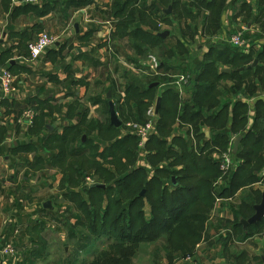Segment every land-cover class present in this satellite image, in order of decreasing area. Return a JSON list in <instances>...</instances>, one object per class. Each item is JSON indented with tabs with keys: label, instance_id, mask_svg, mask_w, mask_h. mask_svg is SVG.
I'll list each match as a JSON object with an SVG mask.
<instances>
[{
	"label": "rangeland",
	"instance_id": "rangeland-1",
	"mask_svg": "<svg viewBox=\"0 0 264 264\" xmlns=\"http://www.w3.org/2000/svg\"><path fill=\"white\" fill-rule=\"evenodd\" d=\"M156 1L157 0H148L147 5L150 6ZM204 1L205 0H182L179 6L174 7L175 11L182 15L181 22H178L177 18H174L169 23H161L159 29L161 31L163 30L170 32L167 39V45L169 46L175 45L177 39L181 37L183 39V43L182 41L181 43L189 48L191 52L189 57H193V59L199 57V59L203 60L204 62L216 63L215 59L217 53H220L221 50L225 51L226 54L224 55L223 59L216 63V71L224 73L223 70H229L228 73L231 72L234 74L236 68L246 66L248 62L238 58L235 59L232 64L227 63V61L233 59V55L236 50L234 48H230L227 45H219L220 43L222 44V42H224L222 40L223 29L219 30L218 32L215 31V27H208L202 23L205 16H209L208 21L216 18V16L212 15V10H206L209 1ZM226 1L227 3L231 4V7L227 10V12L231 11L234 18H232V14L227 12H225L227 13L225 16L228 20H234L233 24L237 27L232 30L231 27L225 28L227 31L225 35L230 37L231 35L239 32L241 28V30L245 29L249 39L260 43V46L257 47L253 53V58L256 59L259 56V53H264V29L258 25L253 26L255 31L253 29L248 30V28H246V24H248L250 21L248 20L247 15L250 13L253 15L257 14L258 7L256 5V0ZM244 3H249L246 5V7L249 9L247 12L242 11V5ZM164 4V6H166V3ZM5 6L6 8L9 7L8 4H5ZM171 8L173 12V7L171 6ZM57 10V14H55L56 12L54 13L52 18L49 20L46 29H44L42 32L49 33L56 40L67 43L68 48L71 50L70 44H73V42L70 39L66 40L67 32H65V29L67 22L63 16L64 14L60 12L59 9ZM100 10L101 9H98V14L96 15L97 21L106 19L109 20L111 18V14H113V6L109 15L106 14L107 11ZM133 10L140 11L142 14L144 13L143 10H139L134 7H130L128 11L131 12ZM78 14L80 15V13ZM143 15L150 20L148 13ZM192 19L193 21L190 22ZM158 21L161 22V19H158ZM114 22L115 23L113 25L116 30L118 20L114 19ZM188 23L192 26L191 28H186V24ZM96 24L98 25V23ZM137 25L138 24H132L130 28L131 31L134 30ZM70 31L71 33L74 32L73 27L70 28ZM186 34L187 37H185ZM111 35L114 37L115 46H110L111 50L108 56L109 59L105 63L106 66H101L99 63H93L94 66H96L95 69L85 70L82 65L79 66L78 63H76V65H73L74 69L70 68L71 73L69 72V79L70 84L74 83L75 81H80L79 83H75L76 86H74V89L71 90L73 92L71 95L76 98L78 94L79 96L77 98H80V100L77 102V105L75 106V113L78 111H87L89 120L92 118L95 119V121L101 120L103 125L110 124L108 104L109 100L107 98V94L110 92V100L115 104L118 117L122 122V130L118 136L122 137L131 132L130 128H128V124H132L134 122V120L128 117V114L131 111L128 106L129 104H132V109H135L138 102L137 100H131L130 98L127 100L125 87L130 83L137 82V80L145 84L149 80L154 79L152 73L158 75L155 62L159 63L158 61L160 60V53L158 52L157 48L152 47L150 44L146 45L150 48L147 54L140 53L137 50L138 46L144 45L139 40L134 39L135 41H138L136 44V42L132 41L133 37H123L121 33H119V36H115L113 33ZM258 35H260V37H258ZM9 39H12L11 35L9 36ZM73 47H75L74 44ZM231 49L233 50L231 51ZM206 52L212 53V56L206 57ZM6 61H8V58H6ZM188 63H190V72H177L171 76L173 80L172 82H175L178 76L181 75H185L186 77L188 76L190 81L198 76L200 69L196 70L194 68L195 64H192L189 60ZM249 65H252V63ZM0 67L6 68L5 65H1ZM75 70L77 71L74 72ZM55 82V85H60L57 80H55ZM172 82L168 86H162V88L171 87ZM211 82L215 84L214 77H211ZM217 82L218 83L215 84L216 92H214L212 96L216 97V101L219 103L216 110H219L228 101H230L232 105L234 103L232 101H240L241 103L244 102L253 105L254 113H257L259 111V107L256 103H261L264 100V61L262 60L259 69L255 72L251 71L242 76L236 74L228 78L223 77ZM158 88L159 86L157 89ZM154 94H150L147 99L152 101ZM156 94L158 95V91ZM177 98L180 103L179 105L182 108L184 105H189L192 103H185L182 102L178 96ZM156 101L157 98L153 102V106L156 105ZM0 106L2 109L0 118H3L4 115L7 114V111H5L3 103H1ZM52 109H54V112L58 113V107ZM242 111L243 110H241L240 113H243ZM180 112L182 113V110H180ZM260 113H264V109H262ZM205 115L208 114L206 113ZM205 115L203 117H205ZM57 116L58 115H51V113L47 112L46 120L39 121V119H41L39 117L37 123L38 125L40 123V126H42V124H45L48 121V123L54 127H56L58 124L59 126L64 125L66 123L64 117ZM251 116L253 115L251 114L249 117L252 118ZM187 118H189V116H187ZM225 121H227V117L224 118V121L221 120L215 124V126L210 127L209 125H204L201 123L197 125L188 120L187 122L183 123L180 119H177L175 122L173 118L171 119V122L169 121L171 128L173 129V133L170 134V136L167 133L160 134L162 139L168 141V145L163 146L161 148L162 150L169 149L170 145H174L176 146L175 148H178L186 142L191 146V150L193 149V153L190 150L193 156H201L203 158V163L211 160V162H219L220 165L219 170L217 168L213 172L209 170L206 176L200 175L194 181L192 177L193 173L191 171H189L187 174H182L184 177H187V180L181 182L182 185L193 188V184H197L199 181L198 184L202 185L203 197H207L209 192L215 197V199L212 198L206 199L204 201L201 200L200 202H197L194 207H192L194 212L204 213L207 217L209 216L204 236L197 244L195 251H192L191 254L187 255L186 248L193 247L195 242L191 235H188V238L186 235L180 234L179 237L175 239V241H177L176 245H181V247H178L181 248L179 249L181 252H176L179 254H176L171 263L167 259L169 257L167 255V249L165 248L166 246L162 244L163 241L157 242V240H155L153 244L142 243L137 245L136 247L139 249L137 254L131 259H128L129 257H127L119 264H259V260L261 258L259 256L255 258L253 254H251V256L249 251L255 253L253 250H251L253 249L252 246L256 241L255 238L260 237L262 240L264 239V224L259 228V234L256 235L257 237L253 236L252 238L254 240L250 241L248 246L242 248L243 246H241V244L246 242L241 240L243 239L242 226L238 225V228L234 227L235 223L237 224V219H240L241 217H228L226 208L229 207V204H226L227 201H223V199H228L230 195H227L226 198L219 197L222 188L226 185V177H230L231 172L236 166L233 154V148L236 146L235 138L236 136H240L241 138L242 136H245L248 131H251L252 126L246 127V125L237 123L240 125L237 128V131H235V136L229 135L230 137L228 136L226 139L212 140L211 129L214 133H222L226 132L227 129H231L232 125H229L226 129L222 128ZM199 126L201 127L200 130ZM195 127H197V129ZM36 128L41 130L40 127ZM206 129L210 131L209 133L211 137H207L206 132H204ZM41 135V138L37 142V146L35 144V150H37V152H34L33 156H21L27 157L23 158V161L26 159L30 160L31 158V165L27 169V172L26 170L24 172L23 169L17 170L15 163L6 162L3 158L4 156H0V237L1 235H6L5 231L7 228L9 230L14 226L19 225H24V227H26L28 223V220L26 219V217H28L27 214L32 215L36 213L35 216L37 219H43L41 223V229L35 230L33 233V238L36 239V243H34V245L29 244L27 246L25 241H19L20 244H22V250L26 247H29V250L26 248L27 252H25V255L27 258L24 257L25 260L23 264H90L93 261L94 254L97 249L102 248V243L108 240L112 241L113 236L109 234V236L103 237V239L100 241L92 243L90 239L92 238L93 234L91 231L83 228L82 225L83 223H86L88 226H91L92 222L89 217L93 213H99L100 219L97 220V224L98 228L101 229L102 215L105 210H112L113 212L112 217H110L109 220L125 212V203L118 207L115 204L116 199H118V197H123V195H119V190L115 188L114 193L108 194L103 198L99 196H89L85 187L99 184V178L95 176L94 169L85 172L81 185L78 187L77 183H68L66 181L67 176H74L76 182H78L79 175L76 172L70 170L67 164L73 158L76 160L83 159L70 155L64 159L61 157L55 158V153L53 151H49L47 149L48 146L46 144L43 145L42 142L43 139L48 136V134L43 132ZM181 138L184 140H179ZM208 139L212 141L209 142V146H206L205 144L207 143ZM107 143L108 142L104 141L102 142L101 146L104 148ZM151 147H153V144L147 149L151 150ZM249 147L250 146L247 144V146H245L242 150H249ZM103 148H100L98 151L101 152ZM127 148L134 150V144L127 146ZM202 148H205V150L200 152ZM153 150H155L154 147ZM3 152L6 153L4 150ZM143 152L144 151L139 148L135 167H144L146 169L145 175H148V177L149 175L154 174V169L153 166H151V163L155 160L158 162V164H154V167H161L162 169L170 170L172 172L174 171L178 174H180L181 168L186 169L185 167H188L186 164H184L185 162L182 161L183 159L180 158L181 155H168L159 162L161 157H148V155L144 154ZM118 157H121L120 154H118ZM118 159H124V157ZM134 159L135 156H133L132 159L126 158L124 161L129 163ZM226 159H230L234 163H227L228 166L226 168H222L223 164H226ZM62 160L64 163L60 164L58 161ZM218 171L219 173L221 171L222 175H218ZM159 177L161 179L163 178L162 175ZM202 177L212 181L210 185L207 183L203 184L201 182ZM260 177L261 172L257 174L256 179H259ZM87 179H90L91 185L87 184ZM244 179L245 178L240 180V182H243ZM255 182L256 181H254L253 184L242 187L240 190H238L235 193L234 198L235 196L238 198V196L242 195L244 196L242 197L243 201H248L250 194L255 189L254 186H260ZM261 190H264V185H262ZM156 196L157 194L153 195L152 197L156 200ZM255 199L258 200L257 195L255 196ZM257 202V204L261 203L259 200ZM47 203L51 204V209H44V205ZM208 204L214 205L213 209L209 210L210 212H208ZM236 209L239 213L244 209V207H237ZM42 210L44 212H42ZM137 213L138 210L135 208L131 212V216L135 217ZM134 220L137 219L135 218ZM33 224L34 222L31 223L28 228L33 226ZM141 226V224L137 225V227ZM9 235L15 236L16 240H18L20 237L19 232H15L13 234L9 233ZM116 237L120 239L123 238L122 236ZM130 240L132 239H129V241ZM1 241V245H12L10 242L8 243L7 241H4L3 238H1ZM237 243H239V245ZM30 249H33L34 251H31ZM100 251V254H108L117 253L118 249H100ZM38 252L42 253V255H38Z\"/></svg>",
	"mask_w": 264,
	"mask_h": 264
},
{
	"label": "trees",
	"instance_id": "trees-1",
	"mask_svg": "<svg viewBox=\"0 0 264 264\" xmlns=\"http://www.w3.org/2000/svg\"><path fill=\"white\" fill-rule=\"evenodd\" d=\"M147 1L148 0H112L113 17L118 20L115 36H119V33H121L123 37H133L132 41L136 42V44L138 41L135 40H139L144 45L138 46L137 50L140 53H148L150 50V48L146 46L148 44L157 48L160 53V60L158 61L159 63L157 67L158 75L152 73L154 79L149 80L145 84L137 80V82L126 85L125 93L127 100L130 98L131 100L138 101L135 109H132V104H129L128 108L131 109V111L129 112L128 117L134 120L133 123H146L148 121L147 112L153 106V102L157 98V88H150V86L156 82H158L160 86H168L173 81L171 77L172 75L179 71L190 72V63H188V60L191 61L192 64H195L194 68L196 70L200 69L199 74L196 78H191L193 80L189 81V84L185 87L186 90L192 92V100L189 101V103H192L184 105L183 108L180 107L177 98V96L179 97V92L174 88L175 86L172 85L171 87H166L161 93L162 105L159 115L155 120L157 133L151 137L143 150V153L147 154L148 157H161L159 162L168 155H181L180 158L183 159L182 161H184V164L188 167H185L186 169L181 168V172L178 174L174 171L172 172L170 170L162 169L161 167H154V164H158L155 160L151 163V166H153L154 169V174H151L148 177V175H145L146 169L144 167H135L136 159L138 157L137 152L140 148L139 138L131 133L118 137L122 130V126L120 128H115L111 126V124L103 125L100 119V121H95V119L89 120L87 111L76 112V116L79 117L78 121L66 125L63 128L62 133H49L45 139V144L48 146L47 149L49 151L55 153V158L61 157L64 159L70 155L83 159L76 160L73 158L67 164L70 170L79 175L78 182H76L74 176H67L66 181L68 183H77L78 187L81 185L85 172L94 169L95 176L99 178L98 183L105 185L106 188L101 189L87 186L85 188L89 196H99L103 198L108 194L114 193L115 188L119 190V195H123V197H118V199H116L115 204L118 207L125 203V212L109 220V218L112 217L113 212L112 210H105L102 215L101 229L98 228L97 224V220L100 219L99 213H93L89 217L92 222L91 226H88L86 223H83L82 225L83 228L91 231L93 234L90 239L92 243L100 241L103 237L109 236V234L113 236L112 241L108 240L102 243V248L97 249L93 261L90 264H119L127 257H129L128 259H131L137 254L139 251L136 247L137 245L142 243L153 244L155 240H157V242L163 241L162 244L166 246L165 248L167 249V255L169 257L167 259L171 263L176 254H179L176 252H179V249H181L178 248L181 247V245H176L177 241H175L180 234L186 235L187 237L188 235H191L195 242L194 245L196 244L195 246L193 245V247L186 248L187 255L191 254L192 251H195L197 244L204 236L209 216L207 217L204 213L194 212L192 207L201 200L215 199V197L214 195H211L210 192L207 197H203L202 185L198 184L199 181L197 184H193V188L182 185L181 182L187 180V177H184L182 174H187L191 171L193 173L192 177L194 181L200 175L206 176L209 170H211V172L216 168L219 170L220 165L219 162H211V160L203 163V158L201 156H193V149L191 150V146L186 142L185 144H182L183 146L181 145L178 148H175L176 146L174 145H170L169 149L162 150L161 148L163 146L168 145V141L162 139L160 134L167 133L170 136V134L173 133V129L169 123L173 118L175 122L177 119H180L183 123L188 120L197 125L201 123L213 127L221 120L224 121L225 117L228 119L229 115H232L233 122L230 124L228 121H225L222 126L223 129H226L229 125H232L230 130L227 129L229 132L214 133L211 129V138L212 140L226 139L230 133L235 134V131H237L240 124L247 125L249 109L246 104L236 101L232 107L233 113H230L228 108H230L231 102L228 101L223 107L216 110L219 103L216 101V97H212L213 93L216 92L215 84L223 77L228 78L236 74L242 76L251 71L255 72L259 69L262 60L264 61V53H259V56L257 55L258 57L254 59L253 53L255 51L250 55H246L234 48L228 42L224 41L219 45H227L236 50L233 59L227 61V63L232 64L235 59L239 58L247 61L248 64L236 68L234 74L231 72L221 73L216 71V63L223 59L226 54L225 51L221 50L220 53H217L215 59L216 63L204 62L203 60H200L199 57H196L195 59L189 57L191 52L186 45L182 44L183 39L181 37L177 39L175 45L171 46L167 45V39H162L160 37V34L164 32L159 29L161 23H169L174 18H177V21L181 22L182 15L178 14L174 7L179 6L182 0H157L150 6L147 5ZM208 1L209 3L207 4L206 10H212V15L216 16V18L208 21L209 16H205L202 23L208 27H215V31L219 32V30L223 28V15L228 9H230L231 4L227 3L226 0H205L204 2ZM164 3H166V6H164ZM69 4L71 7L73 6V8H81L85 5L82 1L73 0L69 1ZM247 4L249 3H244L242 5L243 12L249 10L246 7ZM256 5L258 7L257 14L253 15L250 13L247 17L248 20H250L249 23L253 26L258 25L264 29V0H256ZM169 6L173 7V12L170 15H166L165 10H167ZM130 7L143 10V14L148 13L150 20L140 13V11L133 10L129 12L128 10ZM158 19H161V22H159ZM192 21L193 19L190 22ZM132 24L138 25L131 31L130 28ZM187 27L191 28L192 26L188 23L186 24V28ZM185 37H187V34ZM246 37L248 38L247 33ZM258 37H260V35H258ZM251 41L256 45V41ZM232 50L233 49H231V51ZM211 56L212 53L206 52V57ZM255 61H258L259 64L254 68L252 65ZM250 63H252V65H249ZM241 68L244 69L240 70ZM211 77H214L215 84L211 82ZM150 94H154L152 101L147 99ZM42 105H48V102H43ZM258 107L259 111L254 113V124L251 131H248L246 135L243 136L239 152L236 155L237 158L240 159L241 164L238 165L236 169L234 167L230 177H226V185L222 188L219 195L220 198H226L227 195H230L229 197L232 198L238 190L242 187L253 184L254 181H256L255 183L262 182L264 185V176L256 179L257 174L262 172L264 167V113H260V111L264 109V102L262 101L261 103H258ZM46 108V106L43 107V109ZM75 110V107H71V114H74ZM180 110H182V113ZM241 110H243V113H240ZM60 111L61 109H59V112ZM44 112L41 113V119H39V121L46 120ZM48 112L51 113V115L54 114V110H48ZM206 113L208 115H205ZM204 115L205 117H203ZM187 116H189V118H187ZM38 127H40L41 130L47 128L44 124L40 126V123ZM197 127L195 128L197 129ZM200 128L201 127L199 126V130ZM39 131L40 130L36 128L33 130V133H39ZM84 136H86V141H83ZM179 140L184 139L181 138ZM212 140L208 139L205 145L209 146V142ZM104 141L108 143L103 148L101 144ZM131 144H134V150L127 148V146ZM152 144L155 150H153V147H151V150L147 149ZM247 144L250 146L249 150L243 151L242 149L247 146ZM100 148H103L101 152L98 151ZM204 150L205 148H202L200 152H203ZM118 154H120L121 157H118ZM133 156H135L133 161H130L129 163L124 161L126 158L132 159ZM117 157H124V159H118ZM58 162L60 164L64 163L63 160ZM160 175L163 176L162 179L159 177ZM218 175H222V172L220 171L219 173L218 171ZM173 178H176V186L174 185ZM243 178H245L243 182H240ZM201 179L203 184L207 183L210 185L212 182L203 177ZM143 192L145 194L144 196H141ZM155 194H157L156 200L152 197ZM263 194L264 191L254 190L248 198L252 203L250 205L244 204L246 201L242 203V208L244 207V209L235 215V217L240 216L241 218L237 219V224L235 223L234 227L238 228L239 225L244 229L241 221L248 220L254 216V206L257 205L258 200L262 201ZM256 195L258 200L255 199ZM213 206L214 205L212 204H208V212L213 209ZM135 208H137L138 213L135 217H132L131 212ZM135 218L137 220H134ZM138 224H141L142 226L137 227ZM263 224L264 219L256 225L249 226L246 231L242 232L243 239L241 240L247 241L253 236L258 235L259 228ZM116 236H122L123 238L120 239ZM129 239L132 240L129 241ZM100 249H118V252L100 254ZM38 255H42V253L38 252ZM263 262L262 259L259 260V264H263Z\"/></svg>",
	"mask_w": 264,
	"mask_h": 264
},
{
	"label": "crops",
	"instance_id": "crops-1",
	"mask_svg": "<svg viewBox=\"0 0 264 264\" xmlns=\"http://www.w3.org/2000/svg\"><path fill=\"white\" fill-rule=\"evenodd\" d=\"M22 1L25 0H0V66L5 65L6 68L9 69L16 78L15 92L11 96H9L6 101L3 102V107L5 108V111H7V114L4 115L3 118H0V156H4L3 158L6 162L15 163L17 170L23 169L24 172L25 170L27 172V169L31 165V158L29 157L30 160L26 159L25 161H23V158L27 157L21 156H33V153L37 152V150H35V144L37 146V142L42 136L41 133H62L63 128L66 125L77 122L79 119V117L76 116L75 112L74 114H71L70 112L71 107H75L77 105V102L80 100V98H77L79 96L78 94L76 98L71 95L73 94L71 90H73L74 86H76L75 83H79L80 81H75L74 83L70 84V68L74 69L73 65H76V63H78L79 66L82 65L85 70L95 69L96 66H94L93 63H99L101 66H106L105 63L109 59L108 56L111 50L110 46H115L114 37H112L111 34L113 33L115 35L117 27L115 30V27L113 25L115 23V18L113 17V14H111V18L109 20H96L98 9H101L100 11H107V15L110 14L113 6L112 0H73L82 1V3H85L84 7L81 8H73V6L71 7L69 4V1L71 0H38V3L35 4L25 3ZM5 4H8L9 7L6 8ZM169 8H171V6ZM57 9H59L60 12L64 14L63 16L65 18V21L67 22L65 29V32H67L66 40L70 39L75 47H73L72 43H69L71 47L70 50L67 43H63L57 40V42L51 48H49L42 57H40L38 60L33 61L30 58L28 45L30 42L43 34L42 31L46 29L49 20L52 18L55 12V14H57ZM82 10L83 12H81ZM78 13H80V15ZM227 13L232 14V18H234L231 11ZM227 13L223 15L222 19L223 41H226L227 38V36L225 35L227 32L225 28L231 27L232 30L237 27L233 24L234 20L227 19V17L225 16ZM110 21L112 22L111 26L109 24H106ZM96 23H98V25ZM76 25L79 26V31H77V29L75 28ZM71 27H73V33H71L70 31ZM246 28H248V30L253 29L255 31L251 23L246 24ZM10 35L12 37L11 40L9 39ZM168 37L166 39H168ZM249 40L251 41V39ZM255 43V48L260 46L259 42ZM6 58H8V61H6ZM252 66L256 67L254 66V64ZM76 71L77 70H75L74 72ZM223 72L228 73L229 70L228 72L227 70H223ZM55 80H57V82L60 84L59 86L55 85ZM165 88H162V86L159 85V88L157 89V96L159 97H157V100L161 98V93L163 92V90H165ZM174 88L177 90V92H179L178 95L182 102L189 103V101L192 100L191 91L186 90L185 88H179L177 86H175ZM109 93L110 92H108V94ZM108 100L110 102V99ZM43 102H48V105H42ZM244 104H246L249 109L246 127H251L254 124V106L250 103ZM256 104H258V102ZM44 106H46L47 108L43 109ZM56 107L61 109V111L59 112L58 109V113L54 112L53 115H58L57 117L63 116L66 120V123L60 126L58 124L56 125V127H54L47 121L44 124L45 126H47L46 129L40 130L39 133H33V130L38 127L37 122L41 113L45 110L44 117L46 119V113L48 112V110H54L52 108ZM152 107H155L156 110V105ZM232 107L233 105L231 103L230 108H228V111L230 113H233ZM29 111L35 114V120L32 123H27L25 119L26 113ZM251 114L253 115L251 116L252 118L249 117ZM158 115L159 113L157 114V116ZM227 121L230 124L233 122L232 115H229ZM49 127H53V131H51ZM207 131L208 130L206 129L204 132ZM229 135L235 136L234 133H230ZM209 137L211 136L209 135ZM46 138H44L42 141L43 145L45 144ZM235 139L236 142L238 141V139H241L240 142L236 143V146H234L233 148L236 169L237 166L241 164L240 159L237 158L236 155L238 150L240 149V143L243 139V136L242 138L240 136H236ZM83 141H86V136L83 137ZM3 150L7 154L4 153ZM263 176L264 169L261 172V177ZM258 184L260 186H254L255 191L262 189V182H258ZM242 197L244 196L240 195L238 196V198L235 196V198L232 197L223 199V201H227L226 204H229V207L226 208L229 218L237 215V207H242V203L244 202ZM251 202L252 201L248 199L245 204L250 205ZM42 212L44 211L42 210ZM35 215L36 213L32 215L27 214L28 217H26V219L28 220V223L26 227L17 223L19 226H14L15 228L13 227L9 230L7 228L5 231L6 235H1L0 237V242H2L1 238H3L4 241H7L8 243L10 242L16 249L17 254L11 259L14 264H23L25 258H27L25 252H27L26 248H28L29 250V247H26L22 250V244H20V240L25 241L27 246L29 244L34 245V243H36V239L33 238V233L35 230L41 229V226L38 225H41L43 219H37ZM33 222V226L28 228V226ZM243 231L246 230L243 229ZM15 232H19L20 237L18 238V240L15 239V236L9 235V233L13 234ZM255 239L256 241L252 246L253 249H251L255 253L249 251V254H253L255 258L259 256L264 261V239L262 240V238L260 237H257ZM252 240L254 239L250 238L244 244H241V246H243L242 248L248 246L250 241ZM237 244L239 245V243ZM30 250L32 251L33 249Z\"/></svg>",
	"mask_w": 264,
	"mask_h": 264
},
{
	"label": "built area",
	"instance_id": "built-area-1",
	"mask_svg": "<svg viewBox=\"0 0 264 264\" xmlns=\"http://www.w3.org/2000/svg\"><path fill=\"white\" fill-rule=\"evenodd\" d=\"M25 3L35 4L38 0H25ZM83 12V10L81 11ZM106 24L112 25V22ZM112 30V28H111ZM246 30H240L234 35L226 38V42L232 45L234 48L242 52L243 54L250 55L255 51V45L246 37ZM57 40L49 33H43L38 38L33 40L28 45V50L30 53L31 60L35 61L42 57L49 48H51ZM155 67H158V63L155 62ZM190 79V78H189ZM188 76L185 75L178 76L175 82L171 85L177 86L179 88H185L189 84ZM16 90V78L13 73L7 68L0 67V105L3 101L8 99ZM2 114V109L0 106V116ZM148 121L144 124L132 123L128 124V128L131 130V134L139 138L140 149L144 150L147 142L151 139L153 135H156L155 120L157 118L155 107H151L147 112ZM27 123H32L35 120V114L32 112H27L25 117ZM226 164L224 163L222 168H226L230 164L231 160L226 159ZM87 184H90V179H87ZM91 185V184H90ZM17 254L16 249L13 245L6 244L1 245L0 242V264H14L11 260Z\"/></svg>",
	"mask_w": 264,
	"mask_h": 264
},
{
	"label": "water",
	"instance_id": "water-1",
	"mask_svg": "<svg viewBox=\"0 0 264 264\" xmlns=\"http://www.w3.org/2000/svg\"><path fill=\"white\" fill-rule=\"evenodd\" d=\"M172 12V8H169L167 11H165V13L167 15L171 14ZM75 28L77 29V31H79V26L76 25ZM169 36V32H164L163 34L160 35L161 38L163 39H166L167 37ZM258 64V61H255L254 63V66H256ZM243 70V69H241ZM228 72V70H227ZM159 86L158 83H154L150 86V88H157ZM108 99H111V94L109 93L108 94ZM161 103H162V99L159 98L157 100V103H156V113L158 114L159 111H160V108H161ZM109 112H110V121H111V125L116 127V128H120L122 126V122L120 121L119 117H118V114L115 110V105L114 103L110 100L109 102ZM49 129L51 131H53V127H49ZM207 136L209 137L210 133L207 131L206 132ZM85 140V138H84ZM241 139H238V141L236 143H239ZM173 182H174V185L176 186V178H173ZM93 188H101V189H105L106 186L105 185H101V184H94L92 186ZM144 192L141 194V196H144ZM44 208L45 209H51L52 206L50 203H47L44 205ZM254 211H255V214L253 217H251L250 219L248 220H242L241 221V224L243 225V228L245 230L248 229L249 226L251 225H256L257 223L261 222L263 219H264V194H263V198H262V201L260 204H257L254 206Z\"/></svg>",
	"mask_w": 264,
	"mask_h": 264
}]
</instances>
